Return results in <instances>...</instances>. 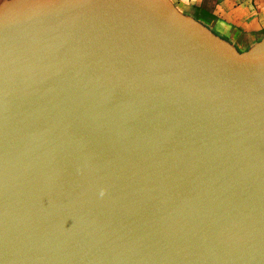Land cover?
I'll return each mask as SVG.
<instances>
[{
	"label": "water",
	"instance_id": "1",
	"mask_svg": "<svg viewBox=\"0 0 264 264\" xmlns=\"http://www.w3.org/2000/svg\"><path fill=\"white\" fill-rule=\"evenodd\" d=\"M0 264H264V31L0 0Z\"/></svg>",
	"mask_w": 264,
	"mask_h": 264
},
{
	"label": "crops",
	"instance_id": "2",
	"mask_svg": "<svg viewBox=\"0 0 264 264\" xmlns=\"http://www.w3.org/2000/svg\"><path fill=\"white\" fill-rule=\"evenodd\" d=\"M241 36L264 31V0H179Z\"/></svg>",
	"mask_w": 264,
	"mask_h": 264
},
{
	"label": "rangeland",
	"instance_id": "3",
	"mask_svg": "<svg viewBox=\"0 0 264 264\" xmlns=\"http://www.w3.org/2000/svg\"><path fill=\"white\" fill-rule=\"evenodd\" d=\"M259 33V32H258Z\"/></svg>",
	"mask_w": 264,
	"mask_h": 264
}]
</instances>
